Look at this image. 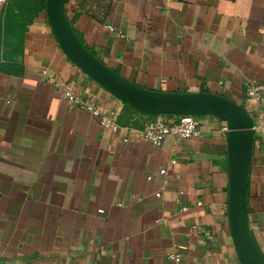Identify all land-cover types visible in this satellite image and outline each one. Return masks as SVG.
I'll use <instances>...</instances> for the list:
<instances>
[{
  "label": "crops",
  "instance_id": "crops-1",
  "mask_svg": "<svg viewBox=\"0 0 264 264\" xmlns=\"http://www.w3.org/2000/svg\"><path fill=\"white\" fill-rule=\"evenodd\" d=\"M36 1L0 0V264H240L225 123L193 116V139L141 140L148 121L179 115L145 113L78 68ZM64 14L131 83L243 110L253 126L245 212L264 257V106L246 96L264 84V0H64ZM66 89L120 128L71 107Z\"/></svg>",
  "mask_w": 264,
  "mask_h": 264
},
{
  "label": "water",
  "instance_id": "water-1",
  "mask_svg": "<svg viewBox=\"0 0 264 264\" xmlns=\"http://www.w3.org/2000/svg\"><path fill=\"white\" fill-rule=\"evenodd\" d=\"M46 15L67 58L123 102L148 114L212 116L227 127L228 217L240 264H264L249 230L245 193L252 121L233 102L212 94L162 93L143 89L108 68L83 47L64 14V0H46Z\"/></svg>",
  "mask_w": 264,
  "mask_h": 264
},
{
  "label": "built area",
  "instance_id": "built-area-1",
  "mask_svg": "<svg viewBox=\"0 0 264 264\" xmlns=\"http://www.w3.org/2000/svg\"><path fill=\"white\" fill-rule=\"evenodd\" d=\"M105 29L110 33H115L120 38L123 37L120 32H115L111 25L105 26ZM246 96L264 106V84L249 86L246 90ZM63 98L71 107L80 108L97 119L101 127L112 132H116L120 128L115 122V113H106L93 103L80 99L73 90H64ZM223 129L227 132L226 126ZM138 133L141 140L152 145H159L166 137L182 140L193 139L199 135V129L198 122L193 116L179 115L174 120L155 119L148 121ZM161 173L164 174L165 171H161ZM155 196L159 197L160 192L155 193ZM98 212L102 213L103 211ZM168 258L175 262L180 261L177 255L171 254L168 255Z\"/></svg>",
  "mask_w": 264,
  "mask_h": 264
},
{
  "label": "trees",
  "instance_id": "trees-1",
  "mask_svg": "<svg viewBox=\"0 0 264 264\" xmlns=\"http://www.w3.org/2000/svg\"><path fill=\"white\" fill-rule=\"evenodd\" d=\"M36 2H38V8H37L36 11H38L39 9H44L45 8L46 0H37Z\"/></svg>",
  "mask_w": 264,
  "mask_h": 264
}]
</instances>
